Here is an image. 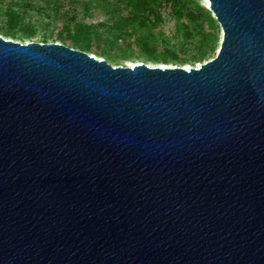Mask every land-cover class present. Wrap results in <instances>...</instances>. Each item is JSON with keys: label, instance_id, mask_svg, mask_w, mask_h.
<instances>
[{"label": "water", "instance_id": "obj_1", "mask_svg": "<svg viewBox=\"0 0 264 264\" xmlns=\"http://www.w3.org/2000/svg\"><path fill=\"white\" fill-rule=\"evenodd\" d=\"M197 66L0 34V264H264V0H206Z\"/></svg>", "mask_w": 264, "mask_h": 264}, {"label": "trees", "instance_id": "obj_2", "mask_svg": "<svg viewBox=\"0 0 264 264\" xmlns=\"http://www.w3.org/2000/svg\"><path fill=\"white\" fill-rule=\"evenodd\" d=\"M90 1L54 0L55 15L48 14L47 23L27 21V9L13 1L2 9L1 27L6 37L24 39L37 27L52 26L43 42H63L109 62L138 54L157 63L195 64L212 58L220 46V24L202 0H107L120 13L111 26L66 16L67 4L88 8Z\"/></svg>", "mask_w": 264, "mask_h": 264}, {"label": "rangeland", "instance_id": "obj_3", "mask_svg": "<svg viewBox=\"0 0 264 264\" xmlns=\"http://www.w3.org/2000/svg\"><path fill=\"white\" fill-rule=\"evenodd\" d=\"M18 2L21 3L25 9H27V21L33 22H48V14L55 15V10L52 9L54 0H2L0 1V34L5 36V32L2 29V17L1 12L4 7L7 6L10 2ZM51 1V3H50ZM203 4H206V0H202ZM50 5V6H49ZM67 4L66 11L68 14L66 16L73 17L78 20H85L88 22H92L95 24H107L109 26L113 25L120 19V13L114 12L110 7L107 0H91L89 7L86 8V4H78L74 5V7H69ZM61 16V15H59ZM52 26L49 29H45L43 27H37L34 33L30 37H25L24 39H15L24 43L35 41V42H43L45 33H48V36H51ZM6 37V36H5ZM10 38V37H7ZM19 38V37H18ZM14 39V38H13ZM50 42H53L50 39ZM217 52L213 57H215ZM212 57V58H213ZM211 59V58H210ZM209 60V59H208ZM207 61V60H206ZM114 65H127L130 66L134 63L146 62L148 64H161L168 66H197L201 62H196L195 64L186 63V64H165V63H157L154 61H147L145 56L135 55L128 58H119L116 61H110Z\"/></svg>", "mask_w": 264, "mask_h": 264}]
</instances>
